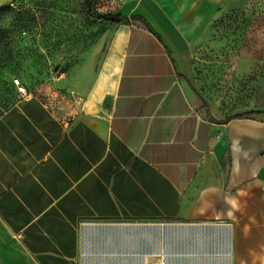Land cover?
<instances>
[{
  "label": "crops",
  "instance_id": "crops-1",
  "mask_svg": "<svg viewBox=\"0 0 264 264\" xmlns=\"http://www.w3.org/2000/svg\"><path fill=\"white\" fill-rule=\"evenodd\" d=\"M117 5L69 124L37 98L0 115V264H264V58L239 113L193 62L223 12L264 0Z\"/></svg>",
  "mask_w": 264,
  "mask_h": 264
},
{
  "label": "rangeland",
  "instance_id": "rangeland-1",
  "mask_svg": "<svg viewBox=\"0 0 264 264\" xmlns=\"http://www.w3.org/2000/svg\"><path fill=\"white\" fill-rule=\"evenodd\" d=\"M87 1L10 0L0 10V115L21 99L15 83L19 81L60 120L77 116L86 98L69 88L68 82L79 78L78 84H85L81 71L98 59L108 32L105 22L89 16ZM118 1L96 0L93 15L110 14L119 8ZM261 13V6L227 9L212 26V41L193 52L194 80L199 89L225 107L233 103L237 113L238 102L255 91L257 68L264 58ZM246 61H252L249 72H244ZM154 234L158 241L197 239L193 232L167 233L164 228Z\"/></svg>",
  "mask_w": 264,
  "mask_h": 264
},
{
  "label": "trees",
  "instance_id": "trees-1",
  "mask_svg": "<svg viewBox=\"0 0 264 264\" xmlns=\"http://www.w3.org/2000/svg\"><path fill=\"white\" fill-rule=\"evenodd\" d=\"M96 0H88L87 1V13L89 14V16H91L92 18H96L97 20H100V21H103L105 22L107 25H110V26H116V25H121V24H128L129 23V19L120 15V14H106V15H93L92 13V7L94 5V2ZM138 20H141L143 21V19L141 18H138ZM143 23L147 26L148 24L143 21Z\"/></svg>",
  "mask_w": 264,
  "mask_h": 264
},
{
  "label": "built area",
  "instance_id": "built-area-1",
  "mask_svg": "<svg viewBox=\"0 0 264 264\" xmlns=\"http://www.w3.org/2000/svg\"><path fill=\"white\" fill-rule=\"evenodd\" d=\"M15 83L18 89L19 96L21 97L22 100H28L33 98V95L28 91V89L24 85H21L19 81H16ZM45 106L48 108L47 104H45ZM72 120L73 119L61 117V121L65 124H69Z\"/></svg>",
  "mask_w": 264,
  "mask_h": 264
},
{
  "label": "water",
  "instance_id": "water-1",
  "mask_svg": "<svg viewBox=\"0 0 264 264\" xmlns=\"http://www.w3.org/2000/svg\"><path fill=\"white\" fill-rule=\"evenodd\" d=\"M10 0H0V10L9 4Z\"/></svg>",
  "mask_w": 264,
  "mask_h": 264
},
{
  "label": "bare ground",
  "instance_id": "bare-ground-1",
  "mask_svg": "<svg viewBox=\"0 0 264 264\" xmlns=\"http://www.w3.org/2000/svg\"><path fill=\"white\" fill-rule=\"evenodd\" d=\"M228 233V232H227ZM229 255V253H227ZM226 257V256H225Z\"/></svg>",
  "mask_w": 264,
  "mask_h": 264
}]
</instances>
